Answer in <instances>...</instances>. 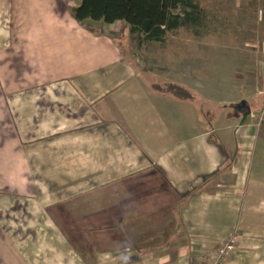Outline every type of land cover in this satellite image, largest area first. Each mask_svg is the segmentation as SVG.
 Returning a JSON list of instances; mask_svg holds the SVG:
<instances>
[{"label": "crops", "instance_id": "0c3cea01", "mask_svg": "<svg viewBox=\"0 0 264 264\" xmlns=\"http://www.w3.org/2000/svg\"><path fill=\"white\" fill-rule=\"evenodd\" d=\"M81 4L0 0V264H199L196 239L233 235L225 264H264V0H190L177 65L159 66L177 79ZM220 55L235 75L204 122L198 71Z\"/></svg>", "mask_w": 264, "mask_h": 264}, {"label": "trees", "instance_id": "16d2710c", "mask_svg": "<svg viewBox=\"0 0 264 264\" xmlns=\"http://www.w3.org/2000/svg\"><path fill=\"white\" fill-rule=\"evenodd\" d=\"M188 5L190 0H82L71 11L79 22H126L138 46L143 47L166 43L169 32L185 24L181 14Z\"/></svg>", "mask_w": 264, "mask_h": 264}, {"label": "rangeland", "instance_id": "374dc122", "mask_svg": "<svg viewBox=\"0 0 264 264\" xmlns=\"http://www.w3.org/2000/svg\"><path fill=\"white\" fill-rule=\"evenodd\" d=\"M222 2H225L226 4V0H221ZM208 2V1H207ZM213 0H209V4L212 6ZM226 6H223V9L226 10ZM224 17V16H221ZM225 19L227 20L228 18L225 17ZM92 23V22H91ZM90 23V24H91ZM95 24V25H93ZM226 23H220L221 25H224ZM86 25H89L88 23ZM92 30L96 31L98 27L97 23H92ZM95 26V27H94ZM227 26H230V23L227 22ZM226 26V27H227ZM100 27V26H99ZM220 28V27H218ZM99 31V30H97ZM100 33V32H99ZM122 38L119 44L121 45V49L124 51L126 57L129 59V61L131 62H138L140 63V65L142 67H146L150 70V67H152L153 65H156L157 69H155L153 71V74H155L156 76H154V78L157 79L158 78H163V77H168V78H179V72L180 70H163L160 69L159 66L164 67V65H166L165 67L168 66V63L171 61L172 65H177V51L179 50V42L183 41L185 39L183 38H171L169 39V41L167 42V44L163 45L162 43H153L149 46H143V47H139L138 46V42H136L133 38V36H129L128 32H126L125 34L123 32H121ZM208 41L210 40H215L216 39H207ZM246 39H234V38H220L218 39V44L222 45L221 47H227L228 45H235L238 46L239 48H242V42H244ZM235 42V43H233ZM246 44V41L243 43V45ZM100 56H103L102 53ZM102 62V61H101ZM175 63V64H173ZM101 64V63H99ZM96 63L92 64V68L96 67ZM213 69L210 70H200L198 71V82L200 83V86H202L201 90L203 92L202 97L203 99H201V105L202 107H204L206 109L205 111V115H204V122H209L211 118L209 117H215L216 115H218L221 110H213L214 106L209 105L206 102V98L209 97L210 95H214V97H221V98H225L224 92L228 91V88L226 87V82L224 81H228L230 79H232L234 77V68L230 63H227L226 60L224 59V57L222 55H220L214 62L213 64ZM154 68V67H152ZM143 70L140 68V72H142ZM182 72H180L181 74ZM152 74V75H153ZM214 75V76H213ZM207 77L211 78V80L214 79V82L217 81L213 93H209L207 94L206 91L211 89V86H207V84H211L207 82ZM150 78V77H149ZM169 82V81H168ZM54 87L56 86H52V87H48L49 89H55ZM59 89H62L61 86ZM47 89V88H46ZM206 90V91H205ZM218 92V93H217ZM217 94V95H216ZM262 98V97H261ZM251 98L250 100H248L249 103V107L254 108L255 112L257 115H259L261 112L260 110H258L259 106V99ZM239 110V111H238ZM231 112H235V113H243V110L240 109H231ZM260 123V120L256 119V122ZM122 140V139H119ZM125 141V140H124ZM114 145V143H112ZM128 154L131 152L130 150L127 151ZM66 163L67 160L62 161V165L59 167V169L62 168H66ZM46 173H49L51 175V168L46 167ZM64 173V172H63ZM59 184V183H58ZM48 185H54L53 183H48ZM200 264V263H199Z\"/></svg>", "mask_w": 264, "mask_h": 264}, {"label": "built area", "instance_id": "2783aa9c", "mask_svg": "<svg viewBox=\"0 0 264 264\" xmlns=\"http://www.w3.org/2000/svg\"><path fill=\"white\" fill-rule=\"evenodd\" d=\"M196 240L202 245L209 246V250L202 255L200 264H225L229 256L236 249L238 235H233L221 242L208 241L205 238H198Z\"/></svg>", "mask_w": 264, "mask_h": 264}]
</instances>
